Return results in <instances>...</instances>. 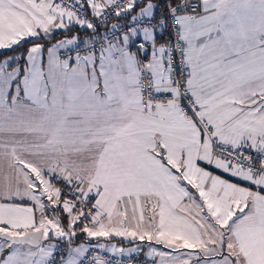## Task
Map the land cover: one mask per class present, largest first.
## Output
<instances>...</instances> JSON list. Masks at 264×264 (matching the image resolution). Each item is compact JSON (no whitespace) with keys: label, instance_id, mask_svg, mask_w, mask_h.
<instances>
[{"label":"snow or ice","instance_id":"1","mask_svg":"<svg viewBox=\"0 0 264 264\" xmlns=\"http://www.w3.org/2000/svg\"><path fill=\"white\" fill-rule=\"evenodd\" d=\"M141 257L264 264V0H0V264Z\"/></svg>","mask_w":264,"mask_h":264},{"label":"crops","instance_id":"2","mask_svg":"<svg viewBox=\"0 0 264 264\" xmlns=\"http://www.w3.org/2000/svg\"><path fill=\"white\" fill-rule=\"evenodd\" d=\"M119 239H120V238H113L114 242H115L116 240H119ZM123 246H128V242L125 241Z\"/></svg>","mask_w":264,"mask_h":264},{"label":"built area","instance_id":"3","mask_svg":"<svg viewBox=\"0 0 264 264\" xmlns=\"http://www.w3.org/2000/svg\"><path fill=\"white\" fill-rule=\"evenodd\" d=\"M140 259V261H141V264H143V258L141 257V258H139Z\"/></svg>","mask_w":264,"mask_h":264}]
</instances>
